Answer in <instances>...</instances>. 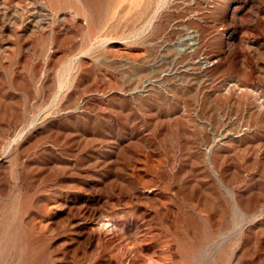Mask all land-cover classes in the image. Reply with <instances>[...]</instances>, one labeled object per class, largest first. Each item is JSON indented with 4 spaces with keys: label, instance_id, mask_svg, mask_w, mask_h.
<instances>
[{
    "label": "rangeland",
    "instance_id": "obj_1",
    "mask_svg": "<svg viewBox=\"0 0 264 264\" xmlns=\"http://www.w3.org/2000/svg\"><path fill=\"white\" fill-rule=\"evenodd\" d=\"M0 264H264V0H0Z\"/></svg>",
    "mask_w": 264,
    "mask_h": 264
},
{
    "label": "bare ground",
    "instance_id": "obj_2",
    "mask_svg": "<svg viewBox=\"0 0 264 264\" xmlns=\"http://www.w3.org/2000/svg\"><path fill=\"white\" fill-rule=\"evenodd\" d=\"M186 35H188V39H189V47H194L195 46V44H197L198 42H197V40H198V36H199V33L196 31V30H194V29H189L188 31H187V34ZM184 50V49H183ZM195 51V50H194ZM184 52H182V54H183ZM188 54H189V52H188ZM190 57V56H189ZM183 58V57H182ZM206 62V61H205ZM202 63V62H201ZM186 64V63H185ZM192 64V63H191ZM200 64V63H199ZM198 64V65H199ZM204 64V63H203ZM212 64V63H211ZM187 65H188V63H187ZM194 65V64H193ZM206 65V64H205ZM189 66V65H188ZM177 67V66H176ZM175 67V68H176ZM182 68V67H181ZM172 72V71H171ZM179 72V71H178ZM201 73V72H200ZM179 74V73H178ZM181 74V73H180ZM179 74V75H180ZM198 74V73H197ZM173 75V74H172ZM179 77V76H178ZM162 78V77H161ZM186 78V77H185ZM202 78V77H201ZM200 78V79H201ZM204 78V77H203ZM147 81V80H146ZM156 81H158V80H156ZM172 81V80H171ZM155 82V81H154ZM152 83V82H151ZM189 83V82H188ZM153 85V84H152ZM177 85V84H176ZM145 86V85H144ZM147 86V85H146ZM208 86V85H207ZM152 87V86H151ZM241 88V87H240ZM216 90V89H215ZM218 90V89H217ZM222 90H223V88H222ZM221 90V91H222ZM226 90V89H225ZM207 91V90H206ZM209 92V91H208ZM220 92V91H219ZM252 92V91H251ZM214 94V93H213ZM210 95H212V94H210ZM258 96V95H257ZM212 97V96H211ZM246 99V98H245ZM258 100V99H257ZM231 101H233V100H231ZM259 101H260V99H259ZM252 109V108H251ZM253 110V109H252ZM217 112V111H216ZM251 112V111H250ZM223 113V112H222ZM259 113V112H258ZM217 114V113H216ZM260 114V113H259ZM257 115V114H256ZM227 117V116H226ZM234 119V118H233ZM244 120H245V118H244ZM236 121V120H235ZM217 123V122H216ZM240 123V122H239ZM246 123V122H245ZM232 124V123H231ZM231 124H229L228 122H225V123H223V125H222V127L221 128H219L218 130H215L214 132H213V138L211 139L212 140V145L210 146V147H216V148H218V149H223V148H225L227 145H229V144H231V143H233V142H239V141H241V139L243 138V136H244V134H245V131H244V129H242V128H239L238 130H233L232 128H231ZM236 124V123H235ZM234 124V125H235ZM247 124V123H246ZM212 126V125H211ZM214 129V128H213ZM217 129V128H216ZM248 130V129H247ZM251 130V129H250ZM249 133V132H248ZM207 134V133H206ZM208 138H209V136H208ZM246 140V139H245ZM205 142V141H204ZM244 144V143H243ZM203 146V145H202ZM243 146V145H242ZM241 146V147H242ZM208 147V146H207ZM239 147V146H238ZM203 148V147H202ZM209 148V147H208ZM228 148V147H227ZM214 149V148H213ZM206 151V150H205ZM232 151V150H231ZM225 154V153H224ZM216 160V159H215Z\"/></svg>",
    "mask_w": 264,
    "mask_h": 264
}]
</instances>
